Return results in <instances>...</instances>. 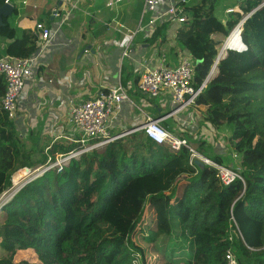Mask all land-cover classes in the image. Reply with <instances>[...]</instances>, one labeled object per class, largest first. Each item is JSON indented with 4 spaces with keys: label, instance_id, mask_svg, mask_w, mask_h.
I'll return each instance as SVG.
<instances>
[{
    "label": "trees",
    "instance_id": "obj_1",
    "mask_svg": "<svg viewBox=\"0 0 264 264\" xmlns=\"http://www.w3.org/2000/svg\"><path fill=\"white\" fill-rule=\"evenodd\" d=\"M8 1L0 0V6ZM222 1L191 5L176 43L194 60L193 87L205 86L194 107L203 122L232 132L243 181L225 185L214 168L191 165L189 149L172 152L143 132L133 133L20 188L1 210L0 250L6 257L0 264H133L134 253H140L142 264H228V252L237 264H264V0H240L225 22L216 12ZM241 22L247 52L229 53L209 79L222 44L216 36L227 39ZM168 30V23L158 25L146 42L169 67L175 49ZM13 33L7 37L15 38ZM24 38V45L9 46L2 54L34 56L37 37ZM140 79L133 81L136 90ZM26 138L29 146L15 120L0 109V196L17 171L46 164L45 149L54 163L58 155L80 148L77 143L44 145L36 132ZM188 140L199 154L224 165L221 156L203 151L206 141L193 135ZM148 244L155 245L159 259L149 260ZM27 250L35 252L37 263L14 260Z\"/></svg>",
    "mask_w": 264,
    "mask_h": 264
},
{
    "label": "crops",
    "instance_id": "obj_2",
    "mask_svg": "<svg viewBox=\"0 0 264 264\" xmlns=\"http://www.w3.org/2000/svg\"><path fill=\"white\" fill-rule=\"evenodd\" d=\"M69 1L77 7L72 9L65 0H10L14 13L3 20L4 26L0 28L3 38V41L0 40V57L4 56L2 53L9 46L24 45V36L34 34L37 23H44L53 30L51 43L38 51L34 79L27 82L19 98L15 123L22 131L21 137H27L29 131L30 134L36 132L44 140L54 139L50 145L63 138L68 139V134L72 132L70 107L93 99L102 90L121 83L127 89L130 101L123 104L121 112L111 123L113 134L138 128L144 116L149 115L162 119V126L168 131L189 139L201 118L194 106L171 115L173 107L167 92L149 98L139 94L133 85L135 78H141L146 70H153L162 64L157 48L146 42L149 38L139 34L130 47L128 57L123 59L125 34L139 26H146L153 36L156 27L149 26V22L152 17L163 13L166 7L163 6L156 14L144 16L142 0H128L115 7L107 6L111 0ZM176 1L165 0L166 5ZM198 1L189 0V5ZM230 1L237 4L220 8L219 18L224 22L229 15L227 11L237 10L240 2ZM62 7L70 13V18L67 25L59 28L61 20L55 18L53 12ZM168 25L167 38L175 49L169 56V67H176L184 57L191 56L176 43L180 24L173 21ZM12 30L15 38L10 39L7 36ZM222 38L216 36L220 41ZM1 77L0 98L6 88V82ZM215 130L228 133L227 128ZM193 136L194 140L196 137L202 140L200 136ZM231 166H234L233 163Z\"/></svg>",
    "mask_w": 264,
    "mask_h": 264
},
{
    "label": "built area",
    "instance_id": "obj_3",
    "mask_svg": "<svg viewBox=\"0 0 264 264\" xmlns=\"http://www.w3.org/2000/svg\"><path fill=\"white\" fill-rule=\"evenodd\" d=\"M126 1L128 0H111L108 2L107 6L115 7ZM142 1L144 16L148 13L152 15L156 14L163 6L166 7V10L163 13L158 14L156 17H152L149 22V26H155L156 28L158 25H164L173 21L178 24L185 23L187 10L191 6L189 5V0H177L176 2H171L169 5H166L165 0ZM65 3L72 9L77 7L76 4L70 3L69 0H65ZM24 4H26V2H24ZM234 11V9L228 10L227 14L230 15ZM53 15L55 18L61 20L59 28L68 24L70 13H68L64 7L55 9ZM243 24L244 22H241L233 30L225 44L222 45L209 79L217 71L220 61L229 53L245 54L247 52L248 48L241 38ZM139 34H144L146 38H151L152 36L151 32L146 30V26H139L135 30H129L125 34L126 40L124 44L125 49L123 52V59L128 57L130 47ZM34 35L38 39L39 51L44 46L51 43L53 39V30L46 24L39 22L36 25ZM235 35H239L241 38L242 48L239 52H235L228 46L229 40ZM38 51L34 56L26 59L16 58L9 55L0 57V76H2L6 82V88L1 100L0 109L12 120H15L17 117L19 98L23 93L27 82L34 79V65L38 57ZM85 53H88V51H85ZM193 74L194 60L191 57H184L176 67H168L162 63L159 67L153 70H146V72L143 73L137 91L139 94L148 96L149 98H156L162 92H167L173 107L171 115H175L194 106L200 93L205 87L202 86L199 89L193 87ZM126 101H130L128 91L121 83H119L115 87L102 90L98 96L93 99L77 105H72L70 107L69 115V125L72 129L71 136L74 138V141L80 145V148L67 155H58L54 163L50 157V162H46L45 165H42L35 170H31V173L29 172L26 177L13 183L11 187H9L10 189L8 188L9 190L7 189V191L0 196V211L26 183L53 168H62L63 165L67 164L73 158L80 157L82 154L94 150L100 151L107 144L136 132H143L149 140L157 145L169 147L172 152H179L183 148L189 149L191 152L190 164L193 165L194 162L196 163L199 161L204 165L214 168L217 170L218 177L225 185H229L237 179L243 181L238 168L234 166L230 168L225 167L224 165H218L213 160L199 154L188 139L181 138L177 134L165 129L162 126V119H155L152 116L145 115L142 125L138 128L124 131L119 134H113L111 123L117 118ZM234 157L239 158L237 154H235ZM133 257V264H142L140 253H134ZM226 259L228 264H237V260L231 252H228Z\"/></svg>",
    "mask_w": 264,
    "mask_h": 264
},
{
    "label": "rangeland",
    "instance_id": "obj_4",
    "mask_svg": "<svg viewBox=\"0 0 264 264\" xmlns=\"http://www.w3.org/2000/svg\"><path fill=\"white\" fill-rule=\"evenodd\" d=\"M237 4L236 2H232L230 0H223L221 3H219V5L217 6V16L218 17H221V12H220V8L221 10L224 8V7H227V6H233ZM229 16V15H228ZM221 37V36H220ZM223 37V36H222ZM228 39V38H227ZM224 37L222 38L221 42L222 44L219 46V52L222 48V45L225 44L226 40ZM0 40L3 41V38L2 36H0ZM2 98H0L1 100ZM201 116V114H200ZM200 120V121H199ZM199 121V124L197 125V127L195 129H193V134L192 135H197V136H200L202 138L203 141H206V142H210L208 144V146H205V149H203V151L205 153H210V152H214V153H219V156H221L223 158V164L225 167H232V163L234 165V167L236 168H240V159L239 158H235L234 157V151H233V148L230 144V137L232 135V132L230 130H228V133H225L224 131H217L215 130L216 128L214 126H212L211 124H208L206 122H203L202 120V117L200 119H198ZM224 128H221V130H223ZM21 130L18 129V133L21 135ZM30 134V131L28 132V135ZM68 139H61L59 140L58 142L60 143H76L74 141V138L71 136V133L68 134ZM54 140V139H53ZM52 139H49V140H44L43 144L44 145H50L52 142H53ZM196 140H199V138L196 137ZM22 142L24 145H27L29 146L30 145V139H27L26 137L25 138H22ZM44 154L46 155L47 157V162H50V153L48 151V149H45L44 151ZM211 154V153H210ZM34 156L36 159L40 158L41 155L40 153H34ZM25 169V168H24ZM20 171H22V169H20L19 171H17L15 174H13L12 178H11V185L13 183H16V178L17 177H20L22 175V173H19ZM28 172L31 173V170L28 169ZM27 172V173H28ZM19 173V175L14 179V176ZM26 177V176H24ZM10 189V188H9ZM8 189V190H9ZM4 219V215L1 213L0 211V223L3 221ZM145 249H146V254H147V257L149 258V260H156V259H159V254L156 250V247L155 245H146L145 246ZM0 257H6L5 253L3 251L0 250ZM14 260L16 262L18 261H23V260H28L32 263H37L38 262V256L35 254L34 251H31V250H27V251H20L17 253V255L15 256Z\"/></svg>",
    "mask_w": 264,
    "mask_h": 264
},
{
    "label": "water",
    "instance_id": "obj_5",
    "mask_svg": "<svg viewBox=\"0 0 264 264\" xmlns=\"http://www.w3.org/2000/svg\"><path fill=\"white\" fill-rule=\"evenodd\" d=\"M14 8L10 3H6L3 6H0V28L4 26L3 20L5 18H9L13 15ZM198 165H201L202 163L197 161Z\"/></svg>",
    "mask_w": 264,
    "mask_h": 264
},
{
    "label": "bare ground",
    "instance_id": "obj_6",
    "mask_svg": "<svg viewBox=\"0 0 264 264\" xmlns=\"http://www.w3.org/2000/svg\"><path fill=\"white\" fill-rule=\"evenodd\" d=\"M239 35L237 36V35H235V36H232V41H231V43L228 45L229 47H231L234 51L235 50H237V51H239L241 48H242V43H241V41H240V39H239ZM230 39V40H231ZM230 40H229V42H230ZM228 42V43H229ZM28 172V169H22V171H20L19 173H23L25 176L29 173H27ZM19 173H17V174H19ZM16 174V175H17ZM16 175L14 176V179H15V177H16Z\"/></svg>",
    "mask_w": 264,
    "mask_h": 264
},
{
    "label": "clouds",
    "instance_id": "obj_7",
    "mask_svg": "<svg viewBox=\"0 0 264 264\" xmlns=\"http://www.w3.org/2000/svg\"><path fill=\"white\" fill-rule=\"evenodd\" d=\"M8 3V2H7ZM9 3H10V1H9ZM11 4V3H10Z\"/></svg>",
    "mask_w": 264,
    "mask_h": 264
}]
</instances>
